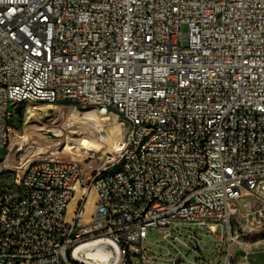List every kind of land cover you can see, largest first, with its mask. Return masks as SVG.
<instances>
[{
    "label": "built area",
    "instance_id": "1",
    "mask_svg": "<svg viewBox=\"0 0 264 264\" xmlns=\"http://www.w3.org/2000/svg\"><path fill=\"white\" fill-rule=\"evenodd\" d=\"M26 101L115 111L132 127L87 186L82 161L95 157L18 164L22 180L0 184V264H86L73 251L98 239L113 264H186L177 247L148 253V231L197 251L178 225L220 242L226 227L229 243L234 215L264 221V0H0V152ZM247 196L260 207L240 209Z\"/></svg>",
    "mask_w": 264,
    "mask_h": 264
},
{
    "label": "rangeland",
    "instance_id": "2",
    "mask_svg": "<svg viewBox=\"0 0 264 264\" xmlns=\"http://www.w3.org/2000/svg\"><path fill=\"white\" fill-rule=\"evenodd\" d=\"M180 30L183 33L188 31V26L185 23L180 25ZM182 46L187 44L186 40L181 42ZM23 103L20 104V108ZM17 108L11 117L10 124L8 126V144L7 146L1 150L0 152V184L4 186H13L14 183L22 180L24 172L26 170L27 165H14L13 164V155L14 149L12 147V131L22 124V113ZM55 106H48V116L47 120L49 122H55L57 125L48 126L45 130H40L33 126L37 125L39 122L38 116L31 115L30 116V129L33 134H30V139H35L36 135L40 134V132H49V135L46 139L47 144L43 145L40 149H58L62 144L66 142V135L60 133L77 132L82 133L91 142L97 143L100 145V141L102 140V135L99 134V131L93 124H88L83 121L84 117H90L94 121H99L100 123H104L110 129V137L107 141L109 145L106 147L107 152L114 150L115 153H108L105 156L99 157L95 162H89L86 160L82 161L83 172L81 175L82 183L87 186L93 179L94 173L97 169L104 165L105 163L112 162L115 159L116 155H123L129 140V133L131 131V123L118 112L112 111L106 115L105 120L97 113L98 118L91 116L90 110H81L78 111L79 123H82L80 127H68L67 122L64 116H58L54 113ZM72 109V106L68 107ZM61 108L62 112L68 111L69 113H73L72 110ZM113 128V129H112ZM35 134V135H34ZM39 136V135H38ZM118 139V140H117ZM119 142L118 146L116 143ZM111 147V148H110ZM101 151V150H100ZM72 153L71 151H69ZM69 152H67L69 154ZM78 157V156H77ZM58 159L62 161H69L71 157L68 155L55 156L54 154H36L34 158H28L29 162L33 160H48V159ZM79 158V157H78ZM101 159V160H100ZM5 161V162H4ZM15 171V173L13 172ZM85 189V190H84ZM81 186L80 180L76 183L75 192L73 198L68 203V211H70V215L73 214L75 208H77L78 204L81 201V198L86 191V188ZM95 198L96 192L94 189H91L88 193V196L84 202V215L85 218L82 220L83 223L90 222L91 216L95 210ZM240 209L253 210L260 207L258 201L254 200L252 197L247 196L240 200L239 202ZM231 235L232 240L228 243L227 240V231L226 227L224 231H222V235L224 237L223 242H220L216 236H211L210 230H205L198 225H178L176 230L173 231L174 234H185L192 232L199 239V243L201 245L200 250H194L193 244L189 243L190 248H185L179 244L175 239L169 238V240H165L162 237V233L157 230H149L147 233V240L144 242V246L148 249V253L154 251L156 253H164L166 254L167 249L170 250V254L168 257H173L177 251V248H180L182 252L186 255L187 260H184L186 264H193V262H200L202 259L205 264H226L230 259V262L233 264H264V221L261 224L257 225L251 224L243 220L238 214L234 215L231 219ZM221 233V231H219ZM184 237V235H180ZM97 241H101L102 243H106L105 239H98ZM106 248L108 245H104ZM102 251H105L104 249ZM199 251V253H198ZM230 251L233 256H230ZM93 252L91 257L98 259V254H94ZM192 262V263H191Z\"/></svg>",
    "mask_w": 264,
    "mask_h": 264
},
{
    "label": "bare ground",
    "instance_id": "3",
    "mask_svg": "<svg viewBox=\"0 0 264 264\" xmlns=\"http://www.w3.org/2000/svg\"><path fill=\"white\" fill-rule=\"evenodd\" d=\"M61 109V108H60ZM69 109V108H65ZM73 113H69L68 111L62 112L61 115L58 116H64L67 126L72 127H80L82 123H79V116L78 111L81 110H90L91 116L98 118L97 113L95 112L96 109L94 107H81L77 105H72ZM20 111L22 113V124L15 128L12 131V147L14 149V155H13V164H22L24 163L28 158H34V156L38 153L40 154H54L55 156H62V155H68L71 157V159L74 158L75 154H80L86 156V158H96L98 159L101 156H105L108 153H115L114 150H111L110 152H107L106 147L109 145L107 144V141L110 137V129L105 126V124L100 123L99 121H94L90 117H84L83 121H85L88 124H93L94 127H96L99 131V134H101L102 140L100 141L101 144V151H96V154H94L91 149L88 147H84L85 143L88 142V139L85 135L82 133L77 132H70V134L67 133H60L65 134L66 142L61 145L60 148L56 150L52 149H40L43 147V145L47 144L46 135H49V132H40L38 131L37 137L35 139H30V134L32 133V130L30 129V116L35 115L38 116L39 122L37 125L33 126L35 128H38L40 130H45L48 126L51 125H57L55 122H49L47 120V116L49 113L48 106L43 102H32V101H26L22 104ZM98 112V111H97ZM100 114V113H99ZM100 116L105 120L106 115L100 114ZM113 129V128H112ZM35 135V134H34ZM118 140V139H117ZM119 142L116 143L118 146ZM111 148V147H110ZM94 150V149H92ZM71 151L72 153H70ZM69 152V154L67 153ZM48 160H55L60 161L56 158L54 159H48ZM5 162V161H4ZM103 244L106 245V243H102L101 241L93 240L89 241L83 244L78 245L74 251L73 255L77 260H80L86 264H113L117 259V252L114 246H108L106 248L103 247ZM105 251H102V250ZM98 254L99 258L95 259L94 257H91L92 253ZM230 256H233L230 251ZM226 264H233L230 262V259Z\"/></svg>",
    "mask_w": 264,
    "mask_h": 264
},
{
    "label": "water",
    "instance_id": "4",
    "mask_svg": "<svg viewBox=\"0 0 264 264\" xmlns=\"http://www.w3.org/2000/svg\"><path fill=\"white\" fill-rule=\"evenodd\" d=\"M54 113L56 114V115H61L62 114V111L59 109V108H54Z\"/></svg>",
    "mask_w": 264,
    "mask_h": 264
},
{
    "label": "trees",
    "instance_id": "5",
    "mask_svg": "<svg viewBox=\"0 0 264 264\" xmlns=\"http://www.w3.org/2000/svg\"><path fill=\"white\" fill-rule=\"evenodd\" d=\"M15 128H17V126Z\"/></svg>",
    "mask_w": 264,
    "mask_h": 264
}]
</instances>
